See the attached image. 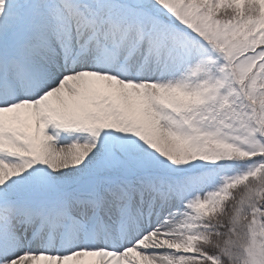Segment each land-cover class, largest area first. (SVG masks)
Returning a JSON list of instances; mask_svg holds the SVG:
<instances>
[{
	"label": "snow or ice",
	"instance_id": "snow-or-ice-1",
	"mask_svg": "<svg viewBox=\"0 0 264 264\" xmlns=\"http://www.w3.org/2000/svg\"><path fill=\"white\" fill-rule=\"evenodd\" d=\"M0 264H264V0H0Z\"/></svg>",
	"mask_w": 264,
	"mask_h": 264
}]
</instances>
